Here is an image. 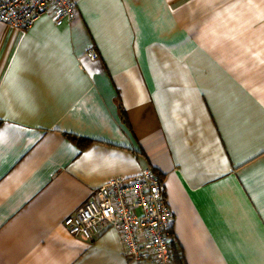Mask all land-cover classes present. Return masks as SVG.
<instances>
[{
	"label": "crops",
	"instance_id": "crops-1",
	"mask_svg": "<svg viewBox=\"0 0 264 264\" xmlns=\"http://www.w3.org/2000/svg\"><path fill=\"white\" fill-rule=\"evenodd\" d=\"M76 2L0 22V264H141L64 220L146 165L182 264H264V0Z\"/></svg>",
	"mask_w": 264,
	"mask_h": 264
},
{
	"label": "built area",
	"instance_id": "built-area-1",
	"mask_svg": "<svg viewBox=\"0 0 264 264\" xmlns=\"http://www.w3.org/2000/svg\"><path fill=\"white\" fill-rule=\"evenodd\" d=\"M77 13L76 0H0V22L25 30L43 15L62 26L71 24ZM85 56L100 58L94 48ZM173 218L165 182L146 165L134 176L111 178L95 189L66 217L64 226L71 235L85 240H94L104 229L114 228L130 259L141 264H175Z\"/></svg>",
	"mask_w": 264,
	"mask_h": 264
},
{
	"label": "trees",
	"instance_id": "trees-1",
	"mask_svg": "<svg viewBox=\"0 0 264 264\" xmlns=\"http://www.w3.org/2000/svg\"><path fill=\"white\" fill-rule=\"evenodd\" d=\"M78 141L80 143H84V142H88L89 140L81 138ZM174 261H175L176 264H182L180 255H179V253L177 251L175 253V250H174Z\"/></svg>",
	"mask_w": 264,
	"mask_h": 264
},
{
	"label": "rangeland",
	"instance_id": "rangeland-1",
	"mask_svg": "<svg viewBox=\"0 0 264 264\" xmlns=\"http://www.w3.org/2000/svg\"><path fill=\"white\" fill-rule=\"evenodd\" d=\"M15 27V26H14Z\"/></svg>",
	"mask_w": 264,
	"mask_h": 264
}]
</instances>
